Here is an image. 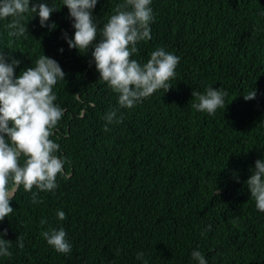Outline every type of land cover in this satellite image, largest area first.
<instances>
[{
  "label": "trees",
  "instance_id": "16d2710c",
  "mask_svg": "<svg viewBox=\"0 0 264 264\" xmlns=\"http://www.w3.org/2000/svg\"><path fill=\"white\" fill-rule=\"evenodd\" d=\"M38 2L58 9L48 22L56 29L29 13L25 37H10L12 18L0 19V52L8 63L21 61L17 77L44 54L64 71L53 87L64 114L50 137L64 169L54 191L39 192L42 203L19 187L0 222L12 242L0 264H198L195 250L207 264H264V212L246 184L264 160V0H151L152 38L138 42L131 59L144 64L162 47L180 63L167 93L157 90L131 109L119 108L118 94L100 80L94 49L80 53L63 39L75 29L62 0H31ZM123 2L98 0L97 43ZM209 87L228 92L214 114L191 106L193 91ZM115 108L123 121L107 124ZM60 228L68 254L42 236Z\"/></svg>",
  "mask_w": 264,
  "mask_h": 264
},
{
  "label": "clouds",
  "instance_id": "9594fccd",
  "mask_svg": "<svg viewBox=\"0 0 264 264\" xmlns=\"http://www.w3.org/2000/svg\"><path fill=\"white\" fill-rule=\"evenodd\" d=\"M62 2L69 10L75 29L74 37L70 38L64 32L63 39L70 49L80 53L94 49L91 55L100 80L118 94L119 108L131 109L157 90L164 89L167 93L172 88L168 82L175 76L179 57L160 47L144 64L131 59L138 52V42L152 38L149 26L154 18L151 0H124L118 4L115 14L100 29L98 43V28L93 15L98 0ZM56 11L58 9L54 5L49 6L46 2L32 4L31 0H0V19L12 18L6 25L10 37H25L28 33L26 14L29 13L39 16L42 28L55 30L57 25H49L48 22ZM60 52L63 53V49ZM20 63L16 59L8 63L4 52H0V222L13 212L10 202L21 185L32 193L34 204L42 203L37 199L39 192L54 191L58 187L57 176L63 174L64 169V161L55 155L59 145L50 137L64 114V109L54 103L57 96L53 87L58 79H65V73L56 60L44 54L36 59L34 66L23 70L17 77L15 69ZM256 95V90H253L243 96L246 101H251ZM192 96L197 101L191 104L192 108L214 114L218 108L224 107L228 92L209 87L204 94L193 91ZM119 108L106 113L104 119L107 124L122 123L123 115L118 116ZM107 124L105 131H108ZM251 171L246 184L257 209L264 212V160H257ZM34 187L38 191L34 192ZM56 215L61 221L66 218L62 210ZM40 223L43 227L47 221L42 219ZM5 236L7 230L0 234V257H11L9 249L12 242L4 239ZM42 236L57 253L71 252V244L63 228L49 229ZM16 243L19 248H24L23 237L19 236ZM143 256V252L138 253L137 259ZM191 257L198 264H207L199 250L193 251Z\"/></svg>",
  "mask_w": 264,
  "mask_h": 264
}]
</instances>
